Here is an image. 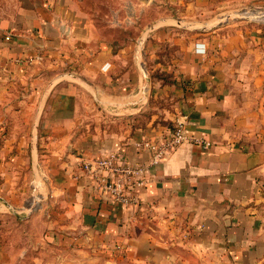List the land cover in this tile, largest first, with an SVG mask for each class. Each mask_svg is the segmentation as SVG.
I'll return each mask as SVG.
<instances>
[{"label": "crops", "instance_id": "1", "mask_svg": "<svg viewBox=\"0 0 264 264\" xmlns=\"http://www.w3.org/2000/svg\"><path fill=\"white\" fill-rule=\"evenodd\" d=\"M222 4L0 0L1 217H44L50 240L100 260L264 264V33ZM182 116L212 147L150 165L135 142ZM114 150L149 166L133 209L80 168Z\"/></svg>", "mask_w": 264, "mask_h": 264}, {"label": "built area", "instance_id": "2", "mask_svg": "<svg viewBox=\"0 0 264 264\" xmlns=\"http://www.w3.org/2000/svg\"><path fill=\"white\" fill-rule=\"evenodd\" d=\"M202 50V49H201ZM200 50V51H201ZM32 63L33 59L27 60ZM178 119L168 136L159 142L142 139L135 142L138 150L152 153L150 165H155L184 143L198 145L203 152L210 150L211 139L190 133L186 128V116ZM80 168L91 180V188L111 204L123 208H135L141 201L139 190L149 181V166L141 161L128 159L121 151L114 150L94 159L83 160Z\"/></svg>", "mask_w": 264, "mask_h": 264}, {"label": "rangeland", "instance_id": "3", "mask_svg": "<svg viewBox=\"0 0 264 264\" xmlns=\"http://www.w3.org/2000/svg\"><path fill=\"white\" fill-rule=\"evenodd\" d=\"M221 12L231 20H252L249 27H257L264 33V0H223ZM0 224L7 233L5 239L13 252L15 264H133L123 259L100 260L93 252L66 247L60 238L50 240L46 233L48 221L44 217L23 223L11 215H0Z\"/></svg>", "mask_w": 264, "mask_h": 264}]
</instances>
